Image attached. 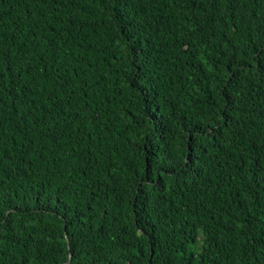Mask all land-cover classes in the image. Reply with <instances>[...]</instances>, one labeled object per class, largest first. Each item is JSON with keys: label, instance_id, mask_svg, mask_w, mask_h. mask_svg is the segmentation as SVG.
Wrapping results in <instances>:
<instances>
[{"label": "trees", "instance_id": "trees-1", "mask_svg": "<svg viewBox=\"0 0 264 264\" xmlns=\"http://www.w3.org/2000/svg\"><path fill=\"white\" fill-rule=\"evenodd\" d=\"M0 264H264V0H0Z\"/></svg>", "mask_w": 264, "mask_h": 264}]
</instances>
